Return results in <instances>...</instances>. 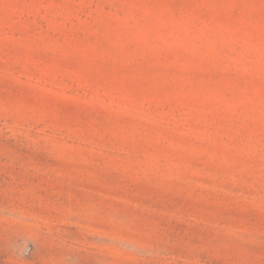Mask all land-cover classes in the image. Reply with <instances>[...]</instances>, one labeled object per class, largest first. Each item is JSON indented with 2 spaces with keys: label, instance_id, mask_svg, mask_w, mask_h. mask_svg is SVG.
<instances>
[{
  "label": "rangeland",
  "instance_id": "rangeland-1",
  "mask_svg": "<svg viewBox=\"0 0 264 264\" xmlns=\"http://www.w3.org/2000/svg\"><path fill=\"white\" fill-rule=\"evenodd\" d=\"M0 264H264V0H0Z\"/></svg>",
  "mask_w": 264,
  "mask_h": 264
}]
</instances>
